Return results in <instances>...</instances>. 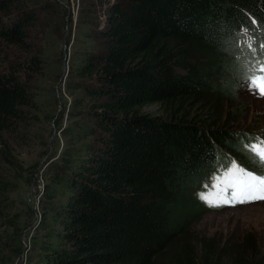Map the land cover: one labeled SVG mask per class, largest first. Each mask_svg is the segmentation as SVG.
Returning <instances> with one entry per match:
<instances>
[{"label": "trees", "instance_id": "trees-1", "mask_svg": "<svg viewBox=\"0 0 264 264\" xmlns=\"http://www.w3.org/2000/svg\"><path fill=\"white\" fill-rule=\"evenodd\" d=\"M71 23L68 3L0 0L1 149L43 111L41 79L62 82L77 111L59 132L66 144L27 264H263L253 245L186 235L206 211L200 183L233 161L225 149L244 161L256 142L217 126L244 74L236 57L252 58L241 30L257 43L264 35V0H79L72 33ZM49 28L59 38L66 29V44L72 36L66 69L52 72L32 37ZM148 106L159 116L139 112ZM6 191L0 176V264H16L21 232Z\"/></svg>", "mask_w": 264, "mask_h": 264}, {"label": "rangeland", "instance_id": "rangeland-1", "mask_svg": "<svg viewBox=\"0 0 264 264\" xmlns=\"http://www.w3.org/2000/svg\"><path fill=\"white\" fill-rule=\"evenodd\" d=\"M35 1L44 8L53 6L55 2H59L60 5L68 3L72 33V26L78 14L79 0ZM241 31L244 33L243 30ZM55 34L59 35L53 28H49L46 34H42L43 37L51 35L47 40L48 43L44 42L41 35L32 34L33 39L37 41V46L43 47L52 60L53 64L49 67L52 72L56 70L59 63L65 67L68 65L73 47L71 46V35L68 43L65 42L69 36L66 29L60 38ZM242 47L245 48L246 45ZM219 55L223 57L221 53ZM248 60L246 54H240L235 59V68L238 67L240 71L245 69ZM195 61L203 62L205 70L212 67L208 66L202 57L197 56ZM229 66V69L234 71L232 70L234 65L229 63ZM46 70L48 68L44 70L47 73ZM178 72L181 71L178 70ZM214 78L218 79L217 76ZM41 80V89L38 90L36 96L38 101L43 104L42 106L45 105L43 111L37 115H27L24 127L15 134L3 136L7 146L5 151L0 147V176L7 182L8 189L4 192L2 199L4 205L7 206L8 219L13 220V217H16L21 232L20 240L23 253L16 264H27V258H30L35 252L32 244H37L39 240L37 232L40 230L38 226L40 214L45 206V201L48 200L43 195L44 189L48 184L49 176L57 171L56 158L66 144V139L59 132L70 125L77 112L70 109V97L65 92L62 82L59 84ZM234 95L233 100H230L227 108L222 112L223 125H218L217 129H227L228 132L239 131L246 133L247 136L253 134L256 137L264 134V95L256 94L250 90L241 75L235 79ZM139 112L152 117L159 116L157 106H148ZM225 153L246 167H255L250 159V154L245 156V160L242 161L237 154L228 149H225ZM3 154L6 155L8 163L3 159ZM218 178L220 177H211V181L207 182L206 189H203L204 193L209 194L208 200L212 198ZM193 193L196 195L195 192ZM202 196L199 194L197 197L200 198L199 202H203L201 205L206 207V211L190 225L186 238L194 241L208 237L219 243L244 242L253 245L248 246L247 250L254 252L256 258L262 259L264 264V201L234 205L220 204V206L214 207Z\"/></svg>", "mask_w": 264, "mask_h": 264}, {"label": "snow or ice", "instance_id": "snow-or-ice-1", "mask_svg": "<svg viewBox=\"0 0 264 264\" xmlns=\"http://www.w3.org/2000/svg\"><path fill=\"white\" fill-rule=\"evenodd\" d=\"M252 23L261 22L253 20ZM249 31L247 27L243 28L246 36L244 42L252 54L246 63L243 79L250 90L264 95V35L259 37L257 43V37L249 34ZM254 139L256 143L249 145L248 151L255 167H246L233 160L218 178L211 200H208L207 193L202 196L211 206L264 201V134Z\"/></svg>", "mask_w": 264, "mask_h": 264}, {"label": "water", "instance_id": "water-1", "mask_svg": "<svg viewBox=\"0 0 264 264\" xmlns=\"http://www.w3.org/2000/svg\"><path fill=\"white\" fill-rule=\"evenodd\" d=\"M64 69H66V67H64Z\"/></svg>", "mask_w": 264, "mask_h": 264}, {"label": "bare ground", "instance_id": "bare-ground-1", "mask_svg": "<svg viewBox=\"0 0 264 264\" xmlns=\"http://www.w3.org/2000/svg\"><path fill=\"white\" fill-rule=\"evenodd\" d=\"M245 43V42H244ZM256 143V142H255ZM254 144V143H253Z\"/></svg>", "mask_w": 264, "mask_h": 264}]
</instances>
